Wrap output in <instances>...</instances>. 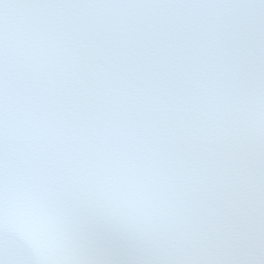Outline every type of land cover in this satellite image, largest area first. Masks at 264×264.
Returning <instances> with one entry per match:
<instances>
[{
	"label": "snow or ice",
	"instance_id": "snow-or-ice-1",
	"mask_svg": "<svg viewBox=\"0 0 264 264\" xmlns=\"http://www.w3.org/2000/svg\"><path fill=\"white\" fill-rule=\"evenodd\" d=\"M0 264H264V0H0Z\"/></svg>",
	"mask_w": 264,
	"mask_h": 264
}]
</instances>
